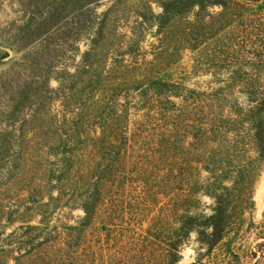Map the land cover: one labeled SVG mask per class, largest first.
<instances>
[{"label":"rangeland","instance_id":"rangeland-1","mask_svg":"<svg viewBox=\"0 0 264 264\" xmlns=\"http://www.w3.org/2000/svg\"><path fill=\"white\" fill-rule=\"evenodd\" d=\"M220 12L214 0H0V264H34L48 235L73 224L77 239L92 222L97 237L108 220L151 256L166 246L144 235L160 222L168 243L183 217L177 264H264L251 255L264 156L248 119H230L245 95L221 94L238 63ZM221 206L230 223L210 253L201 238Z\"/></svg>","mask_w":264,"mask_h":264},{"label":"trees","instance_id":"trees-1","mask_svg":"<svg viewBox=\"0 0 264 264\" xmlns=\"http://www.w3.org/2000/svg\"><path fill=\"white\" fill-rule=\"evenodd\" d=\"M260 1L214 0V4L221 8L220 13L224 18L231 20L230 26L233 28L229 47L225 45L221 49L225 55L233 56L235 62L238 63V67L229 74V78L222 79L221 90L223 92L221 94L226 98L225 89L234 87L239 94L245 95L246 102L249 104L248 109L243 111V108L237 105V112L230 119L242 125L244 119H248L256 150L264 156V11L258 7ZM210 65L212 64L209 63L208 66ZM241 68H250L254 71ZM215 76L221 77L219 74ZM31 141L30 138L27 139L28 143ZM67 168L63 167L62 171L58 172L60 174L66 172ZM84 209L87 213L101 210L96 205L92 208L87 205ZM182 221L183 224L168 243L164 241L163 232H160V222L156 225L157 228L155 227V234H150L148 237L144 235V240H148L154 246L160 247L161 244L166 246L152 253L151 256L139 247L140 238L132 227L124 226L122 223L119 225L113 220L103 222L105 224L104 234L97 237L90 236L91 232L84 230L89 226L96 228L97 224L82 223L83 231L79 233L77 239L73 232L78 226L67 224L66 227L72 232L66 233L65 236L48 235L41 243L39 251L35 253L37 248L34 247L30 255L36 259L34 264H139L138 261L141 259L149 261L153 258L156 259V264H177L181 258V248L189 238L188 226L184 217ZM209 221L212 231L206 237L201 238V242L206 243L208 250L212 253L225 237L230 223L228 210L223 206L219 207ZM257 246L259 249L252 250L251 255L255 258H264V241L259 242ZM203 255L200 253L199 260L194 264H205L201 258ZM209 264L224 263L209 262ZM255 264H260V260Z\"/></svg>","mask_w":264,"mask_h":264}]
</instances>
